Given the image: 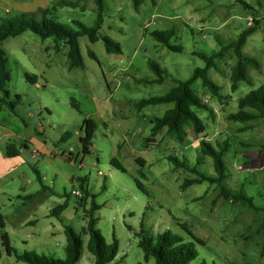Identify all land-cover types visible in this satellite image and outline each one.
<instances>
[{
    "label": "rangeland",
    "instance_id": "1",
    "mask_svg": "<svg viewBox=\"0 0 264 264\" xmlns=\"http://www.w3.org/2000/svg\"><path fill=\"white\" fill-rule=\"evenodd\" d=\"M22 1L0 0V21L22 15L40 20L49 12L54 20L76 29L74 21L93 27L97 19L94 0H84L78 8L60 6L62 0H25L31 2V9L23 10L15 4ZM103 1L100 40L91 43L87 37L79 38L84 68L70 69L68 45L54 38L42 40L27 31L2 43L9 60L8 91L13 99L22 100L17 116L6 106L0 112V126L15 134L8 137L0 128V148L6 150L10 143L19 151L18 157L10 159L15 171L0 181V205L11 247L18 253L65 259V227L69 226L83 241L78 264H93L87 249L89 236L82 234L90 199L84 202L71 194L74 186L81 190L79 179H83L100 206L97 228L107 244L113 243V235L118 240L119 252L112 264H155L154 259L145 260L139 247L144 234L153 239L164 232L187 237L179 224L204 241V245L195 244L198 258L192 264H264V121L228 120L229 114L238 111L241 98L264 86V0H144L138 9L134 0ZM253 20L261 21V26L243 48L246 56L260 64V70L248 69L252 85L243 82L236 92L231 91L236 58L230 50L218 63L220 71H209L210 79L221 87V100L201 80L192 87L211 108L194 109L205 132L197 135L192 125L186 126L180 141L163 129L156 142L148 144L151 122L174 105L138 111L136 103L163 96L177 80L189 79L195 69L205 67L196 52L219 51L220 42L227 45L237 39ZM170 30L175 33L171 43L182 46V53L155 40L154 33ZM103 37L116 41L122 53L108 54ZM150 64L162 70V84L136 82L158 78ZM26 75L36 77L39 86ZM88 119L98 127L90 155L85 156L80 138ZM202 140L217 150L227 143L226 190L242 192L254 208L226 197L217 184L207 181L182 189L187 180L199 177L176 168L169 156L207 176L217 175L213 158L201 152ZM24 144L28 150L23 152ZM37 147L45 150L39 163L32 154ZM65 155H72L71 162ZM115 159L125 172L112 166ZM36 171L47 177V188L26 200L23 192L38 186ZM66 199L69 206L60 218L52 216V210ZM0 264H26L7 254L1 237Z\"/></svg>",
    "mask_w": 264,
    "mask_h": 264
},
{
    "label": "trees",
    "instance_id": "2",
    "mask_svg": "<svg viewBox=\"0 0 264 264\" xmlns=\"http://www.w3.org/2000/svg\"><path fill=\"white\" fill-rule=\"evenodd\" d=\"M84 0H62L59 5L63 7L78 8ZM144 0H134L136 9L143 3ZM97 6V19L93 27H87L79 21H74L76 29L69 25L62 24L53 18L49 12L42 14L40 20L29 18L22 15L15 20L5 19L0 21V111L2 105L8 106L10 111L17 115V107L22 100L16 96L15 100H10V93L7 85L10 81V72L8 70V58L2 49V43L11 37H17L23 33L30 31L42 40L54 38L57 42H65L68 45L67 58L69 68H84L83 57L80 48V37H87L91 43H96L100 40L99 32L104 24L105 3L103 0H94ZM238 2H242L238 0ZM261 26V21L253 20V24L244 29L237 39L223 45L220 42L221 49L214 51L210 55L196 52L195 55L205 62L204 68L194 70L192 76L187 80H177L176 85L165 95L159 97H151L143 99L136 103L138 111L145 109L148 106L173 104L174 107L168 110L163 116L155 117L151 122V135L148 138V144L156 142L157 135L163 130L174 135L178 140L182 141L185 134L184 128L192 125L197 135L205 132L202 120L194 112V109L210 111L211 108L207 102L200 98L193 90V85L198 81H202L203 87L207 88L214 97L222 99L221 87L213 82L209 77V71L215 69L220 71L218 63L226 57L227 53L232 50L235 54L236 63L232 67L230 73L231 91L236 92L240 83L252 85V81L248 76V69L254 68L260 70V64L257 59L246 56L243 53V48L248 38L253 35ZM175 35L174 31H164L154 33L155 40L163 47L170 51L182 53L184 48L180 45H173L171 39ZM105 44V49L108 54H121L120 45L109 37L102 38ZM91 58L96 59L94 53L89 52ZM150 67L158 74V78L154 80H136L138 83L146 84H162L165 79L160 67L156 64H150ZM26 78L34 83L37 78L26 75ZM73 107L78 110V106L74 103ZM228 120L232 122L249 123L257 120L264 121V86L250 91L247 95L241 98L238 102V111L228 115ZM97 124L93 120H85L84 136L80 138L83 155H90L93 146V138L97 130ZM227 143L223 144L219 150L213 147L206 141H201V152L213 158L216 176H207L201 173L197 167H191L189 164L180 161L174 156H169L168 160L174 163L176 168H183L198 175V179L187 180L182 189H187L194 184L209 182L217 184L228 198L237 201L246 202L251 208H254L252 200L247 198L242 192L232 193L226 190L224 185L227 175L225 174V164L223 156L228 151ZM264 149V145H263ZM8 157L19 155V151L15 145L9 144L6 147ZM141 165L143 162L138 159ZM112 166L117 170L125 172V168L118 160L112 161ZM142 176V175H141ZM37 179L42 185V189H46L40 175L37 173ZM81 184V192L83 193L82 201L90 199V209L85 210L86 225L82 229V234L89 236L87 249L93 257V264H112L116 261L119 252V243L115 235H113V243L107 244L100 230L97 228L98 218L96 212L100 210V206L96 203V195L90 194L85 188V180L79 179ZM138 188H143L142 183L136 180ZM68 198V195H65ZM32 197V196H30ZM69 202L66 201L52 210L51 215L60 218L62 213L68 208ZM264 210V209H263ZM180 228L185 232L187 237L179 234L164 232L158 235L155 239L146 237L139 243V247L144 252L146 261L154 259L155 264H192L198 258V253L195 249V244L204 245V241L197 238L185 224H179ZM5 218L0 210V237L2 245L8 255H14L18 261L26 264H78L82 256L83 241L79 235L69 226L65 227L66 247L65 259H59L54 256L37 255L35 253H18L10 245V240L5 232ZM141 231L140 235H143ZM200 264H205L201 262Z\"/></svg>",
    "mask_w": 264,
    "mask_h": 264
},
{
    "label": "crops",
    "instance_id": "3",
    "mask_svg": "<svg viewBox=\"0 0 264 264\" xmlns=\"http://www.w3.org/2000/svg\"><path fill=\"white\" fill-rule=\"evenodd\" d=\"M18 7H19V9H31L30 7H31V2H29V1H25V0H23L22 2H16L15 3ZM41 10H42V8H40ZM6 12L8 13L9 12V10H6ZM42 17V16H41ZM37 86H39V84L37 83V79L35 80V81H33ZM8 89V88H7ZM0 97H2V94L0 93ZM10 100H15V99H13L12 97H11V95H10ZM3 106H6V105H2V108H3ZM7 108H8V106H6ZM17 109H18V107H17ZM2 110V109H1ZM1 112V111H0ZM11 112V111H10ZM11 114H13L12 112H11ZM14 115V114H13ZM17 115H18V111H17ZM17 115H15V116H17ZM0 128L3 130V131H5L6 132V136H8V137H11V136H14L15 134H14V132H12L11 130H8V129H6L5 127H3V126H0ZM10 143H7L6 145H5V147H7V145H9ZM21 147L22 146H20L19 148L21 149ZM28 150V146L27 145H23V148H22V151L24 152V151H27ZM36 151H38L40 154H41V156L40 157H42L43 156V154L45 153V150L43 149V148H38L37 147V150ZM42 151V152H41ZM33 154V153H32ZM16 157H18V156H15V157H8L7 156V154H6V150H4V148H0V181L1 180H4L8 175H10L11 173H13L14 171H15V169L13 170V171H11V169H12V166L14 165V163H13V161H10V159H13V158H16ZM40 157H38V158H34L33 160L34 161H36L37 163H39L40 161H39V158ZM65 158H67V160L68 161H70L71 162V159H72V155H69V156H64ZM19 166H20V164H19ZM36 173H38L39 175H40V177H41V179H42V182H43V184H44V187L45 188H47V184H46V180H47V177L45 176V175H42L41 173H39V171H36ZM74 179L75 178H72V180H71V183H73L74 182ZM36 180H37V182H38V186H34L33 188H32V190H30V191H24L23 192V198L24 199H26V200H31V199H33L35 196H39V195H41V193L43 192V191H45L46 189H42V185H41V183L38 181V179H37V177H36ZM74 189H77L75 186H74ZM73 189V190H74ZM77 190H79V189H77ZM81 191V190H80ZM30 196H32V197H30ZM0 210H1V212H2V214H3V216H4V212H3V208H2V206L0 205ZM5 218V217H4ZM5 223H6V219H5ZM33 222H30V224H32ZM6 230V229H5ZM35 235V234H34Z\"/></svg>",
    "mask_w": 264,
    "mask_h": 264
},
{
    "label": "built area",
    "instance_id": "4",
    "mask_svg": "<svg viewBox=\"0 0 264 264\" xmlns=\"http://www.w3.org/2000/svg\"><path fill=\"white\" fill-rule=\"evenodd\" d=\"M33 156L38 158L41 154L38 151L33 152ZM71 194L75 196L77 199H81L83 197V193L80 190L74 189Z\"/></svg>",
    "mask_w": 264,
    "mask_h": 264
}]
</instances>
